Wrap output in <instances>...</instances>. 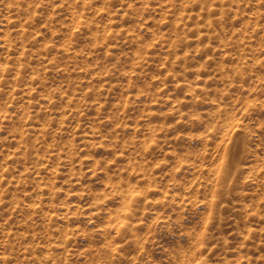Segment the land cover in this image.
<instances>
[{
    "label": "rangeland",
    "instance_id": "1",
    "mask_svg": "<svg viewBox=\"0 0 264 264\" xmlns=\"http://www.w3.org/2000/svg\"><path fill=\"white\" fill-rule=\"evenodd\" d=\"M0 264H264V0H0Z\"/></svg>",
    "mask_w": 264,
    "mask_h": 264
},
{
    "label": "bare ground",
    "instance_id": "2",
    "mask_svg": "<svg viewBox=\"0 0 264 264\" xmlns=\"http://www.w3.org/2000/svg\"><path fill=\"white\" fill-rule=\"evenodd\" d=\"M238 155L239 150L235 146L230 147L226 152V162L224 165L226 174L227 172H231L237 168L238 164H236V161L239 158Z\"/></svg>",
    "mask_w": 264,
    "mask_h": 264
}]
</instances>
